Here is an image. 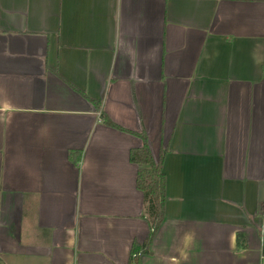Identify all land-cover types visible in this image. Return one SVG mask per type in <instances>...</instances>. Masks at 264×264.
<instances>
[{"label":"crops","instance_id":"0c3cea01","mask_svg":"<svg viewBox=\"0 0 264 264\" xmlns=\"http://www.w3.org/2000/svg\"><path fill=\"white\" fill-rule=\"evenodd\" d=\"M102 111L166 151L140 264H264V0H0V264L148 236L142 140Z\"/></svg>","mask_w":264,"mask_h":264},{"label":"trees","instance_id":"16d2710c","mask_svg":"<svg viewBox=\"0 0 264 264\" xmlns=\"http://www.w3.org/2000/svg\"><path fill=\"white\" fill-rule=\"evenodd\" d=\"M100 115L102 122L105 125L137 135L142 140L140 147L130 149L129 159L138 167L136 187L142 192L144 197L150 232L141 244L136 241L132 243L127 263L140 264V255L149 253V247L154 234L164 219L166 201V175L163 172L162 165L166 151L162 150L158 158L155 159L150 152L145 134L134 133L116 125L105 113H103V111ZM236 246L238 249L245 247V241L242 232H238L236 235ZM262 253L264 255V240L262 244Z\"/></svg>","mask_w":264,"mask_h":264}]
</instances>
